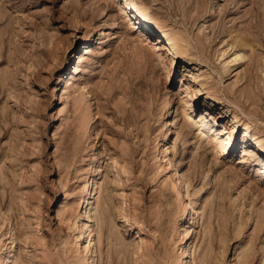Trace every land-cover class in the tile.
Instances as JSON below:
<instances>
[{
	"label": "rangeland",
	"instance_id": "374dc122",
	"mask_svg": "<svg viewBox=\"0 0 264 264\" xmlns=\"http://www.w3.org/2000/svg\"><path fill=\"white\" fill-rule=\"evenodd\" d=\"M130 1L0 0V264H264V0Z\"/></svg>",
	"mask_w": 264,
	"mask_h": 264
},
{
	"label": "bare ground",
	"instance_id": "6f19581e",
	"mask_svg": "<svg viewBox=\"0 0 264 264\" xmlns=\"http://www.w3.org/2000/svg\"><path fill=\"white\" fill-rule=\"evenodd\" d=\"M134 7H135V4L133 3V2H131L130 0H125V2H124V6H123V8H124V10L128 13V11H130V10H132V9H134ZM139 20H141V21H144L147 25H148V27H149V24H148V22H147V20H146V18H144V17H141V16H139V18H138ZM240 56V55H239ZM173 121V120H172ZM171 122V121H170ZM173 123V122H172ZM174 124V123H173ZM183 178V177H182ZM182 183L183 181H182V179L181 178H179V181H178V183ZM179 183V184H180ZM83 189H84V202H86L87 203V205H86V207L85 208H87V206L89 205V201L91 200L90 199V197L89 196H91V193H92V190H91V182H90V179H87L86 180V182H85V184H84V186H83ZM186 192V191H185ZM185 195V194H184ZM187 196V195H186ZM191 198V197H190ZM192 199V198H191ZM189 201H190V199H189ZM191 202V204H195L194 203V201L193 200H191L190 201ZM188 204V203H187ZM189 205V204H188ZM89 207V206H88ZM188 207V206H187ZM194 209H195V206H194ZM193 209V210H194ZM195 211V210H194ZM196 213H197V210H196ZM190 214V213H189ZM83 216H86V217H89V212H88V210L86 209V210H84V213L83 214H81V217H83ZM196 216V215H195ZM87 219V218H86ZM81 221V220H80ZM82 223V222H81ZM84 224V223H83ZM184 254H185V257H190L191 258V260L193 259V256H194V251H193V248H192V246L191 245H186V248H185V251H184ZM191 260H189V261H191ZM3 262V261H2ZM2 264H8L6 261L5 262H3Z\"/></svg>",
	"mask_w": 264,
	"mask_h": 264
}]
</instances>
